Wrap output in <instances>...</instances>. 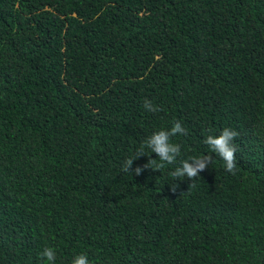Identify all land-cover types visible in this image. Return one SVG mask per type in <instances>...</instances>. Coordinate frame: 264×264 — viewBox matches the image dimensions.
<instances>
[{
    "label": "trees",
    "instance_id": "1",
    "mask_svg": "<svg viewBox=\"0 0 264 264\" xmlns=\"http://www.w3.org/2000/svg\"><path fill=\"white\" fill-rule=\"evenodd\" d=\"M174 120L182 159L235 130V174L120 170ZM46 246L56 264H264V0H0V264Z\"/></svg>",
    "mask_w": 264,
    "mask_h": 264
},
{
    "label": "clouds",
    "instance_id": "2",
    "mask_svg": "<svg viewBox=\"0 0 264 264\" xmlns=\"http://www.w3.org/2000/svg\"><path fill=\"white\" fill-rule=\"evenodd\" d=\"M142 107L148 112L161 110L147 99L143 101ZM185 134L186 129L178 120L172 121L169 128L153 131L140 145L134 158H125L122 161L120 170L131 175H140L147 168L160 171L166 165H175L170 175L175 180L187 178L190 181L198 177L200 172L205 175L212 174L214 170L218 169V165L224 172L235 174L237 167L235 138L238 136L235 130L229 127H220L217 130L206 132L200 139L203 155H193L182 159L180 158L181 145L173 142L172 138ZM145 148L149 150V153H155L158 161L149 159L145 165L133 167L134 160L140 156L148 155L145 153ZM153 165L154 167H152ZM38 255L44 264H56V252L52 247H44ZM69 264H93V262L89 260L86 253H77L72 256Z\"/></svg>",
    "mask_w": 264,
    "mask_h": 264
}]
</instances>
